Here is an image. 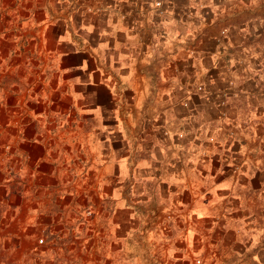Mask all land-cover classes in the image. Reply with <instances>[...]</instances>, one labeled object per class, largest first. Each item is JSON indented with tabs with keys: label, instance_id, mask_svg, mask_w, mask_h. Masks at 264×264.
Segmentation results:
<instances>
[{
	"label": "crops",
	"instance_id": "obj_1",
	"mask_svg": "<svg viewBox=\"0 0 264 264\" xmlns=\"http://www.w3.org/2000/svg\"><path fill=\"white\" fill-rule=\"evenodd\" d=\"M154 1L0 0V264H264V0Z\"/></svg>",
	"mask_w": 264,
	"mask_h": 264
},
{
	"label": "built area",
	"instance_id": "obj_2",
	"mask_svg": "<svg viewBox=\"0 0 264 264\" xmlns=\"http://www.w3.org/2000/svg\"><path fill=\"white\" fill-rule=\"evenodd\" d=\"M163 0H155L154 6L160 8L162 6ZM221 34L224 35L225 31H221ZM198 89H202L201 86H198ZM43 238L38 239V243H43Z\"/></svg>",
	"mask_w": 264,
	"mask_h": 264
},
{
	"label": "rangeland",
	"instance_id": "obj_3",
	"mask_svg": "<svg viewBox=\"0 0 264 264\" xmlns=\"http://www.w3.org/2000/svg\"><path fill=\"white\" fill-rule=\"evenodd\" d=\"M87 213H88V211H87Z\"/></svg>",
	"mask_w": 264,
	"mask_h": 264
}]
</instances>
